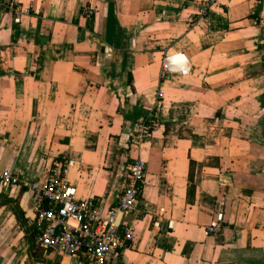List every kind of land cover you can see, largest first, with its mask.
<instances>
[{"label": "crops", "instance_id": "1", "mask_svg": "<svg viewBox=\"0 0 264 264\" xmlns=\"http://www.w3.org/2000/svg\"><path fill=\"white\" fill-rule=\"evenodd\" d=\"M17 1L20 23L0 0V171L70 160L106 212L159 110L136 238L108 264H264V0ZM36 237L34 193L0 185V264H86Z\"/></svg>", "mask_w": 264, "mask_h": 264}, {"label": "built area", "instance_id": "2", "mask_svg": "<svg viewBox=\"0 0 264 264\" xmlns=\"http://www.w3.org/2000/svg\"><path fill=\"white\" fill-rule=\"evenodd\" d=\"M5 6L17 23L30 13L17 0H5ZM85 14L93 17L95 10L87 8ZM161 67L165 74L183 76H187L191 69L177 66L166 53ZM160 123L157 110L135 124L131 145L137 147L138 155L124 175L125 184L118 203L106 212L101 210L96 198H78L68 178L73 165L70 160L54 163L46 179H28L19 171H0V185L21 186L34 193L37 243L58 254L78 256L86 264H108L113 252L131 246L137 234L140 197L148 173V162L140 152ZM221 221L219 217L211 223L207 232H221L224 229Z\"/></svg>", "mask_w": 264, "mask_h": 264}, {"label": "rangeland", "instance_id": "3", "mask_svg": "<svg viewBox=\"0 0 264 264\" xmlns=\"http://www.w3.org/2000/svg\"><path fill=\"white\" fill-rule=\"evenodd\" d=\"M140 210H141V209H140ZM5 240H6V239H5ZM5 240H4V241H5Z\"/></svg>", "mask_w": 264, "mask_h": 264}]
</instances>
